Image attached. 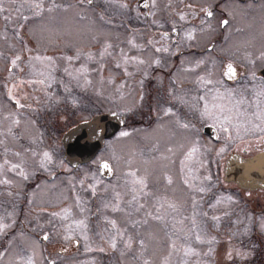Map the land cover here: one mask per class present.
Segmentation results:
<instances>
[{
    "label": "rangeland",
    "instance_id": "1",
    "mask_svg": "<svg viewBox=\"0 0 264 264\" xmlns=\"http://www.w3.org/2000/svg\"><path fill=\"white\" fill-rule=\"evenodd\" d=\"M33 2L4 0L7 10L0 12V131H11L18 127L14 131L18 132L16 137L27 139L34 146L41 143L42 136L49 135L50 146L55 147L64 130L80 119L110 108L122 112L125 85L116 79L117 71L112 77L107 72L111 66V56L114 57V66H124L131 60L121 59L109 51L116 46V42L113 38H107L105 24L120 19L121 15L117 13L121 12V8L125 9L121 5L128 4L130 0H92L100 4L97 9L87 2L81 4L80 0H42L43 9L36 10L30 7ZM53 2L58 7H54ZM49 8L52 10L49 11ZM25 16L27 20L23 19ZM106 45L111 47L105 50ZM16 55H20L21 60L13 66L11 61ZM68 56L73 59L67 60ZM46 57H52L54 62L50 63ZM9 64L12 67L10 72L7 70ZM15 78H21L16 82L15 96L24 98L20 101L22 105L28 99L39 101L40 106L35 107L33 113L19 111L17 106L3 100L2 91L8 88V80ZM27 83L33 85L32 90ZM37 84L38 87L35 86ZM35 87L39 89L35 90ZM22 93H26V96L23 97ZM121 131L126 129L121 128L108 139L99 153L107 156L115 170H119V178L123 177L120 184L113 187V200H107L108 206L102 201L106 199L105 196L97 200L98 213L105 219H90L74 204L78 195L88 194V198L92 197L88 185L95 183L94 179L98 180L96 164L82 168L91 176L81 180L86 184L80 186L86 185L87 191L78 186L75 172L61 173L59 176L55 174L57 178L41 184L42 192L50 201L47 212L52 217L49 218L53 234L49 240L51 244L58 243L64 234L84 232L87 236L83 252H74L62 258L56 254L59 258L56 264H104L105 251L98 249L106 250L113 237H116L119 255L121 250L127 249V256L131 258L127 264H143L147 254L145 249H151L149 253L152 252V255L153 250H162V261H150L151 264H166V261L167 264H230L229 260L234 254L235 257L241 255L239 264H264V230L261 228L264 213L253 214L248 209L254 203L253 197L243 196L238 204L235 194H225L220 190L222 172L200 168L186 172L192 185V193L190 190L187 192L182 181L184 171L163 163L156 164L159 156L153 153L154 134L142 139L144 136L138 133L121 137ZM157 135L160 138L163 136ZM141 147L147 148L146 155L141 153ZM50 155V169L60 164L69 168L59 149L51 148ZM17 156L27 159V151ZM168 159L162 156V162ZM209 174L211 181L204 179ZM169 177L172 183L168 182ZM116 178L107 184L117 183ZM57 179H64L65 183L59 184ZM140 179L144 180L143 185L139 184ZM124 185H127L126 190ZM200 188L205 191L200 192ZM143 190L145 195L147 191L161 200L160 220L154 218L156 204L147 203L142 196ZM187 197L192 198V206L193 200L196 201L193 212L204 210L209 218L195 213L188 215ZM53 212L61 215L54 217L51 215ZM213 217L219 219L213 220ZM81 220L87 225L84 230L78 226ZM113 220L116 221V228L107 224V221ZM228 224L231 230H226ZM117 228L123 233V239L117 235ZM196 234L201 236L199 241L195 239ZM101 236L105 238L104 241L100 240ZM129 237L132 240L130 248L125 246ZM140 240L144 241V247L140 246ZM175 241L177 249L170 255L174 260L170 261V257L163 259L169 243ZM189 248L193 252L185 255V250ZM210 249L211 253L208 254ZM230 252L231 258L228 256ZM111 264L118 263L113 261Z\"/></svg>",
    "mask_w": 264,
    "mask_h": 264
},
{
    "label": "flooded vegetation",
    "instance_id": "2",
    "mask_svg": "<svg viewBox=\"0 0 264 264\" xmlns=\"http://www.w3.org/2000/svg\"><path fill=\"white\" fill-rule=\"evenodd\" d=\"M142 3H147L149 7H143ZM187 4H192L193 9L197 11L201 6H211L214 12V17L210 21L211 28L201 23L203 14L192 18ZM89 5L95 9L100 7L98 2ZM151 5L152 0H130L129 7L121 8V12L117 13L121 15L120 19L116 18L113 19V23L105 24L108 30L107 38H113L116 42V46L109 47V51L121 59L136 58L124 66L117 67L114 66L112 60L114 57L111 56V66L107 74L112 77L114 71H117L116 79L124 83L125 89L122 112L114 108L108 110H115L124 116L121 128H125L129 135L138 133L144 136L142 138L144 139L154 134L156 138L153 153L159 156L156 164L163 163L184 171L183 182L185 179L188 180L186 172L195 168L222 172L220 190L225 194H235L238 204L243 200V196L253 197L254 203L248 209L253 214L264 213V187H241L234 180L224 178V170L227 169L225 164L229 157L235 155L249 157L264 151V141L260 140V136L264 134L253 130V125L259 123L256 114L264 110V95H261L264 92V59H260L261 53L264 52V0H156L155 7ZM178 13H184L188 18L180 21ZM224 19L229 21L227 26H221L219 23ZM173 24L176 27L175 32L172 31ZM190 30L195 37L193 40L186 39V34ZM164 32L169 33V38L161 40L160 34ZM156 47H167L168 51L156 52ZM139 60L145 63L139 64ZM157 60L159 64L155 63ZM229 63L236 69L237 76L234 80L223 76ZM7 70L10 72L12 67ZM201 77L211 79L213 85H205L201 82ZM18 80L21 78L8 80V88L2 91L3 100L17 106L19 111L33 113V109L40 106L38 100L28 99L23 103L24 107L16 104V100H24L15 96ZM114 80L112 78V82ZM215 81L222 83L215 85ZM27 85L32 90L33 85L29 83ZM35 86L38 87L39 84ZM37 87L35 90L39 89ZM21 95L25 97L26 93ZM201 96L205 99L198 100ZM221 105L233 109V123L239 126V133L243 139L238 138L230 144L224 154L217 156L219 147L224 145V140L217 139V135L223 134L210 127L211 120L201 119L200 112L205 106L210 111H215L214 106ZM166 109H171L172 112L165 115ZM184 124H189L190 127L185 128ZM17 128L15 127L16 131ZM120 129L105 142L115 136ZM15 130L0 131V180L10 182L0 183V226H6L3 233H0V253H3L0 264H19L21 257L32 255L33 246L38 252L39 264L46 263L41 257L57 261L59 258L56 254L62 258L74 252H83L84 232L72 234L79 239V244L67 243L63 238L55 244L41 239L45 232L51 233L49 218H52L47 212L50 201L46 199V193L42 192L41 184L49 183L61 173L75 172V180L79 181L78 186L87 191L86 185L80 186L86 184L81 183V180L91 176L82 168L86 165L95 166L94 161L101 157L107 159L112 171L108 176L101 175L99 170L96 172L98 180L94 179L95 183H91L95 185V193L91 190L92 197L88 198V194L78 195L74 201L77 210H81L90 219H105L98 213L97 200L105 196L106 199L102 201L108 206L107 200H113V187L120 184L123 177L119 178V170H115L107 156L99 154L104 146L90 160L74 167L63 158L62 135L55 147L50 146L49 135L42 136L41 143L34 146L29 140L16 137L18 132H14ZM157 134L163 136L160 138ZM192 147H196L197 151L189 158L187 153ZM51 148L59 149L69 168L60 164L50 169L43 153L45 151L50 153ZM23 151H27V159L17 156ZM140 151L144 155L148 152L146 147H141ZM162 156L169 159L162 162ZM11 164H19L27 179L20 176L18 170H12ZM114 178L117 183L107 184ZM57 180L60 181L59 184L65 183L64 179ZM126 186L124 185L125 190ZM185 189L192 193V188L186 184ZM146 195L143 190V198L145 197L148 204H156V216L161 219L159 211L161 200L147 191ZM63 196L66 198L65 194ZM191 199L187 197L188 215L193 213L205 215L204 210L193 212ZM205 216L209 218L208 215ZM107 224L110 226V221H107ZM231 228L228 224L226 230ZM104 239L103 236L100 237L101 241ZM176 243V241L169 243L163 259L170 257V261L174 260L170 255L177 249ZM63 247H67L68 250L62 252ZM116 249L111 248L109 243L104 250L102 260L104 264H111L113 261L118 264L129 262L127 249H123L125 253L120 249L122 251L120 255ZM144 251L147 254L143 260L162 261L160 257L162 250H153V255L152 252L149 253L151 249ZM237 255L235 257L234 254L229 260L230 264H239L241 255Z\"/></svg>",
    "mask_w": 264,
    "mask_h": 264
},
{
    "label": "snow or ice",
    "instance_id": "3",
    "mask_svg": "<svg viewBox=\"0 0 264 264\" xmlns=\"http://www.w3.org/2000/svg\"><path fill=\"white\" fill-rule=\"evenodd\" d=\"M84 2H87L89 4L92 3V0H80V3H84ZM156 5V0H152V7H155ZM53 6L54 7H58L57 5H55V3L53 2ZM142 6L143 7H149V5L147 3H142ZM30 7L33 8V9H36V10H42L43 9V2L42 0H34V2L32 4H30ZM121 7H124V8H128V4L127 3H124L121 5ZM186 7L188 9L191 10L190 12V15L192 16V18H195L196 16H198L199 14H203V19L201 20V23L202 24H207V26L209 28H211V18L214 17V12L212 10V7L211 6H208V7H199L198 11L196 9H193V5L192 4H187ZM7 9L4 7V0H0V12H5ZM49 11H51L52 9L49 8L48 9ZM38 14V12H37ZM179 15V20L180 21H185L188 17L184 14V13H178ZM24 20H27L28 17H23ZM153 23H155V21H153ZM221 26H227L229 24V21L227 19H224L222 21L219 22ZM173 32L176 31V27H175V24H173V29H172ZM169 38V33L168 32H164V33H161L160 34V39L161 40H166ZM195 37L193 35V32L190 30L187 32L186 34V39L187 40H193ZM129 43H132L131 41H129ZM151 43V42H150ZM157 43H159V41H157ZM135 46V45H133ZM108 47H111V45H106L105 46V50H107ZM30 51V50H29ZM155 51L156 52H161V51H164V52H167L168 51V48L167 47H156L155 48ZM104 53H101V55H103ZM78 58V57H77ZM37 59H39V57H37ZM46 59L52 63L54 62L53 61V58L52 57H46ZM67 60L71 61L73 59V57L71 56H68L66 57ZM131 60H135L136 58L135 57H132L130 58ZM260 59H264V52L261 53V56H260ZM21 60V56L20 55H16L15 58L11 61L12 65L13 66H16L17 65V62ZM127 62V61H126ZM139 64H144L145 61L143 60H139L138 61ZM155 63L159 64V61H155ZM120 65L118 64L117 67H119ZM81 71H85L84 69H81ZM223 76L227 77L228 79L230 80H234L236 79V76H237V73H236V69L233 67V65L231 63L227 64L226 66V69L225 71L223 72ZM201 82L204 83L205 85H213V81L211 79H205L204 77H201ZM41 83H43V81H41ZM87 83V81H86ZM221 81H215V85H221ZM121 87H123V85H121ZM261 95H264V92L261 93ZM205 97L201 96L198 98V100H204ZM16 104L20 107H24V105L20 104V101L19 100H16ZM214 108L216 109L215 111H210L209 108L207 106L204 107L203 111L200 112V117L201 119H207V120H211L212 123L210 125V127H214L217 129L218 133H221L223 134L222 136L221 135H217V139H223L224 140V145L219 147L218 151H217V156H221L222 154H224L226 152V150L228 149V147L230 146V144L234 143L238 138L239 139H243V137L240 136V133H239V126L234 124L233 123V115H232V112H233V109L232 108H228L226 106H214ZM172 112L171 109H166L165 110V115H168ZM256 119L259 120V123H256L253 125V130L254 131H257L259 133H262L264 134V110H262L261 112L257 113L256 114ZM16 123H19L18 121H16ZM183 127L185 128H189L190 125L189 124H184ZM119 135L121 137H125V136H128L129 133L127 131H121L119 133ZM260 140L261 141H264V135H261L260 136ZM246 150V149H244ZM197 151L196 147H192L191 150L187 153V156L189 158H191L193 156V154ZM43 157L46 161L48 162H51L52 160V157L50 155L49 152L45 151L43 153ZM94 163L97 165V168L100 172L101 175L107 173V172H111L112 171V167L110 165V163L106 160L103 159V157H101L100 159L94 161ZM11 169L16 171L18 170V174L20 176H23L25 179H27V176L25 175V172L23 171V169L21 168V166L19 164H11ZM205 180H208V181H211L212 180V176L209 174L207 176L204 177ZM168 182L169 183H172V180L171 178L169 177L168 178ZM0 183H10L9 181L7 180H0ZM83 183V182H81ZM141 185H143V181L141 180L140 181ZM184 183L186 185H188L190 188L192 187V185L190 184V182L185 179ZM89 188L93 191V193H95V185H89ZM200 192H204L205 189L204 188H200L199 189ZM229 199H231V197H229ZM193 206L195 207L196 206V201L193 200ZM65 212H67V209L64 210ZM52 216H59L61 215L60 213L58 212H53L51 213ZM205 215H207L205 213ZM155 219H160L159 216H156L154 217ZM219 217H213V220H218ZM112 227L113 228H116V221H111L110 222ZM193 225H195V220L192 221ZM78 226L84 230L86 229L87 225L86 223L81 220L78 222ZM6 226H0V233H3L4 231V228ZM261 228L262 230H264V222L261 223ZM71 231V229H69V232ZM194 231V229H193ZM52 233H49V232H45L43 234V236L41 237L42 240L44 241H49L51 238H52ZM59 235V234H57ZM117 235L123 239V233H120V230L117 228ZM63 240L66 241L67 243H76V244H79V239L75 238L73 235H70V234H64L62 236ZM84 239H87V236L85 234L84 236ZM195 239L196 240H200L201 239V236L199 234H196L195 235ZM139 244L141 247H144V241L143 240H140L139 241ZM126 247L130 248L132 246V240L131 238L129 237L127 242H126ZM110 247L115 249L117 247V243H116V237H113L111 238V241H110ZM173 248L175 249V244H173ZM68 249L67 247H63L61 249L62 252H66ZM99 251H104V248H99L98 249ZM193 252V249H186L185 250V255L189 254ZM211 253V249L209 250V253ZM36 247L33 246V249H32V255H27L25 257H21V260L19 262V264H37V260H36ZM3 256V253H0V257ZM228 256L229 258H231L232 256V253H228ZM41 259H43L44 261H46V264H56V260L55 259H51V258H48V257H41ZM143 264H151V262L147 259L144 260ZM166 264H167V261H166Z\"/></svg>",
    "mask_w": 264,
    "mask_h": 264
},
{
    "label": "water",
    "instance_id": "4",
    "mask_svg": "<svg viewBox=\"0 0 264 264\" xmlns=\"http://www.w3.org/2000/svg\"><path fill=\"white\" fill-rule=\"evenodd\" d=\"M123 123V115L108 110L72 125L61 138L64 159L74 167L90 160L104 146L105 139L118 131ZM225 166V179H232L241 187H264V151L249 157L231 156Z\"/></svg>",
    "mask_w": 264,
    "mask_h": 264
}]
</instances>
